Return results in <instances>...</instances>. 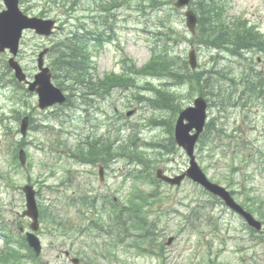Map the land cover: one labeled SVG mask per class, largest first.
Wrapping results in <instances>:
<instances>
[{"label": "rangeland", "instance_id": "374dc122", "mask_svg": "<svg viewBox=\"0 0 264 264\" xmlns=\"http://www.w3.org/2000/svg\"><path fill=\"white\" fill-rule=\"evenodd\" d=\"M240 1V0H238ZM39 2V7H42V3H44V0H39L33 2V5ZM244 4L237 5L233 10L230 12L231 17H237L240 14H242L243 11L248 12V18L252 21H257L255 25L250 23L251 26L258 27L262 33H264V0H244ZM34 11H38V7H34ZM54 10L49 14V16H52L51 18H54ZM78 16H83V14H78ZM174 24L179 26H184V19L182 16L176 17L174 20ZM257 25V26H256ZM89 32L91 33H104L103 28L99 29V27L93 23L88 22L84 24ZM70 27L65 26L64 31H60L57 33L56 36H54L53 39L46 41L39 39L35 37L33 34H29V38H27L26 44V63H29L30 69H36V56L37 53L34 51L37 46H39L42 43H49L54 44L59 39H61L63 36H65L69 32ZM73 31V30H72ZM121 34V31H119ZM90 34V33H89ZM117 35V36H118ZM119 48H123L126 56L129 59H132L137 67H142L150 58V51L148 49L146 39L145 37L141 35H135L132 36V38H126L125 36L121 35L120 39L117 40V37L114 38L113 42H110L109 44L105 45L104 48L98 52L93 51V65L96 67V75L98 77H102L105 73H109L110 71L119 70V63L121 58V53L118 51ZM187 48L186 45H182L179 47L181 51H185ZM33 51V52H32ZM36 53V56H34ZM202 54H207V52H202ZM207 58L203 57V60ZM48 63H50L48 59ZM223 66V65H222ZM120 71V70H119ZM118 71V72H119ZM222 85L227 91L230 92L229 87L231 86V83L224 80H219L218 78L214 79L212 86H220ZM118 87L114 89L112 94L109 96L111 97V100L106 98H102V101L100 103V106L98 110L93 111L92 117L95 115L96 119L94 121H97L99 124L103 121V125L96 133V136L99 138H107L108 137V128H111L109 136L111 140H115L116 133L112 129V127H109L110 121L107 120L106 115H108L110 118L113 117L114 108L117 107V109L121 112L122 110L126 114L127 111H132L134 108L137 109V114L135 113L131 118V122H138L136 124L139 125V128H141V124L146 125L143 128V136L146 140L150 139H161L164 137L162 128H156V129H149L148 124L149 121L146 119V117H149L151 115H156L157 117L161 118V114L159 111H154L151 108H147L145 110L144 108L139 109V107L136 104H129V101L132 100V98H129L128 96H132L134 92H130L128 90H124L122 92L118 91ZM13 94L12 91L4 95L5 102H2L1 104L5 108V110L9 113V116L12 118L17 113H14L12 111V103H9L8 99H10V96ZM27 101L26 107L28 108L27 111H31L33 117H34V123L32 124L33 127L37 126V128L34 130L32 127H30L28 135H27V142H28V155L30 160V166L27 165L26 169L21 170L20 172H17L16 174L12 171V166L10 165V153L8 152V144L9 139L4 136V134L8 133V131L16 138H20V124L12 119L6 121L4 124L1 123L0 128V196L1 194L3 196L6 194V187L7 185L12 181L15 183V185H22L31 182L38 183L44 179L46 176V181L44 184H41V186L45 185H51V186H58L59 183L63 180H66L67 176V170L72 171V180L71 184H75L77 181H83L81 178H77L78 173L77 171L81 170L83 167H81L80 164L64 157L62 160L59 161V157L55 156V148L54 142L57 140L56 136L53 132H50L47 129H43L42 123H49L50 125L54 126L56 129L63 130V135H69V138H65L71 143L72 145H75L76 140H82L81 136L78 135L80 130H83L81 132L82 136H88L89 135V125H87L84 121V106H82V103L79 99L73 98L74 106L75 108L69 109V108H63V109H57L54 110L53 113L51 112H45L41 111L38 108V100L37 96L34 94H27L25 93L23 95ZM228 98V97H227ZM108 99V100H107ZM232 101H238L237 94H234L232 96ZM254 102V98L246 97V103L248 104V110H250V113L254 112L257 118H259V122L264 125V106L260 103L259 106H257V103L252 106V103ZM126 107H128L126 109ZM214 109H218L214 107ZM12 111V113H11ZM229 115L234 117L232 118V121L230 122L232 127L233 124L238 120L241 122L242 115L237 114V110L230 109ZM3 114V112H0ZM14 113V114H13ZM57 113L62 115L59 119H53V114ZM164 116L165 113L163 112ZM17 116V115H16ZM78 127V128H77ZM4 128V130H3ZM77 128V129H76ZM88 130V131H87ZM58 131V130H56ZM129 131H124V136L120 138L123 140L129 139ZM231 130L227 131V134L229 135ZM245 133L242 134V136ZM256 135V134H255ZM236 140L241 142V140H244L242 137L236 136ZM135 145H142V140L135 139L134 140ZM237 142L239 145L240 143ZM236 149V148H235ZM236 153V152H235ZM246 155L251 159L253 156L250 154V151L245 152ZM230 153L226 154V158L229 160ZM239 158H242V154L239 156ZM126 159V156L125 158ZM167 159H169L167 161ZM165 159L164 161L160 162L161 164H164L165 167L170 169V172L177 173L179 171V168H183L186 166V158L178 155L170 156L169 158ZM216 160H219L218 156L216 157ZM221 163L218 165V163H214L211 165L209 169V173L218 172V173H226L228 171V167L226 166L228 162L226 160H221ZM253 163L251 165L250 169H247L245 175H240V182L241 181H247L249 184H247V191L254 196H259V200L263 198L264 196V174L260 175L255 173V177L249 180H245L244 178L249 176L251 172L255 169L256 161L252 160L250 163ZM54 166L56 174L55 176H50L48 167ZM117 168H122L124 171H127L128 169L124 166V164H121L119 166H116ZM119 171V170H118ZM120 172V171H119ZM117 174V171L111 169V177L115 176ZM131 174L128 178V180H125V174L123 176L118 175L115 180H111V182H116L114 186H117L118 188H123L126 190L125 192H129L130 189H134V185H140L142 187L141 189L143 191H146V184H141V180L135 179V177ZM82 177V175H81ZM12 180H8V179ZM70 183L67 181L64 185L59 187V190L57 193H53L50 198L59 199L61 196H63L66 186ZM239 187V186H237ZM68 188V186H67ZM152 190V188H147ZM195 190V187L192 182H186L183 184L179 189H169L166 187H162V192L165 195L163 198L165 200L163 201V207L169 209H174L172 211L170 216H166L162 218V221L160 223V228L164 227L165 230V238L164 241H167V239L170 236L175 237V242L171 246H167V259L169 263L166 264H196L203 261H206L207 254L205 252L206 249L203 247H198L197 244L199 240L203 239V237H198L197 235H189V233L183 234V232H179L178 225L179 223H184L182 220L183 214H181L187 207L188 204H190L192 201H196L197 199H200V194L193 193ZM47 195H49L48 192H46ZM20 197L22 198L21 194ZM205 197V196H203ZM18 199V198H17ZM203 199V198H201ZM182 202V204H180ZM58 208H60L61 200H58L57 203ZM177 211H180L181 213H177ZM234 223L236 225H240V221L237 218H234ZM64 238H53L54 243V249L52 252H47L44 256L45 259L50 260L52 264H68L66 260L63 258H59L56 255L59 253V251L68 250L65 248H69L67 245V242L65 240V243L63 244ZM231 245H235V243H232ZM220 249H215L217 253ZM225 251L220 252L219 256L221 257V263L222 264H230L233 261L232 257H223V254ZM53 256L56 258H53ZM120 261L117 264H157L156 258H153L149 255H142L141 257L136 256V254L133 251H122L120 252ZM236 259L237 257L234 256ZM71 264V263H69ZM97 264H110V262L101 261L100 259H97ZM112 264V263H111ZM238 264V263H233Z\"/></svg>", "mask_w": 264, "mask_h": 264}, {"label": "trees", "instance_id": "16d2710c", "mask_svg": "<svg viewBox=\"0 0 264 264\" xmlns=\"http://www.w3.org/2000/svg\"><path fill=\"white\" fill-rule=\"evenodd\" d=\"M81 41H83V38H75L74 41H63L59 46V48H61L59 54L57 53L61 62V65H59V71L63 76L67 75L66 71L72 70L74 72L79 59H81L82 61L89 59V54L87 55L86 46L82 47L80 44ZM78 63H80V60ZM146 71L150 70L146 69ZM118 153L121 154L120 152ZM139 155L140 153H137V156ZM140 162L143 163V160L140 159Z\"/></svg>", "mask_w": 264, "mask_h": 264}, {"label": "water", "instance_id": "95a60500", "mask_svg": "<svg viewBox=\"0 0 264 264\" xmlns=\"http://www.w3.org/2000/svg\"><path fill=\"white\" fill-rule=\"evenodd\" d=\"M25 25L28 24L25 20ZM35 25V23H34ZM42 64V61H40V65ZM20 79H23L24 76H19ZM37 79L38 81L36 82L41 84L42 85V88L41 90L39 89V92L41 97H42V101H57V100H60V91L53 88L51 85H50V82H49V76H48V71L45 70L44 73L40 74L37 76ZM35 83L32 85V89L35 87L36 85ZM196 178L201 180V182L203 184H205L206 186L210 187L211 190H213L215 193L217 194H220L221 196L223 197H227L228 194L224 193L223 190L217 186H209L208 182L205 180V178L202 177V175L197 171L196 172ZM241 213L247 218V220L249 221V223H251L252 225L256 226L257 228L260 227V224L259 223H256V221L247 213L243 212L241 210Z\"/></svg>", "mask_w": 264, "mask_h": 264}, {"label": "bare ground", "instance_id": "6f19581e", "mask_svg": "<svg viewBox=\"0 0 264 264\" xmlns=\"http://www.w3.org/2000/svg\"><path fill=\"white\" fill-rule=\"evenodd\" d=\"M83 27H84V29H85V32H86V36H87V38L90 39V40L92 41L91 36H90V35H91V32H89L88 29H87L85 26H83ZM74 31H75V30H73L72 32H74ZM89 33H90V34H89ZM95 34H98V32H97V33L95 32ZM74 80H75V79H74ZM74 80H73V81H74Z\"/></svg>", "mask_w": 264, "mask_h": 264}]
</instances>
